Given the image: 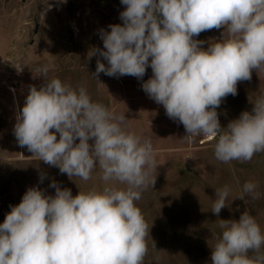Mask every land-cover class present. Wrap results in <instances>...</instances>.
Returning <instances> with one entry per match:
<instances>
[{"label": "clouds", "instance_id": "9594fccd", "mask_svg": "<svg viewBox=\"0 0 264 264\" xmlns=\"http://www.w3.org/2000/svg\"><path fill=\"white\" fill-rule=\"evenodd\" d=\"M121 3L123 24L100 29L103 50L94 48L89 56L98 54L108 64L98 59L93 77L142 79L150 66L153 75L142 89L183 124L185 137H213L215 159L225 164L249 162L264 152V95L226 127L216 111L228 95L238 94V82L251 80L252 70L264 72V0ZM222 27L224 38L206 50L194 39ZM50 67L36 71L45 79ZM45 81L39 89L29 86L16 116L19 146L69 178L88 181L98 169L103 187L75 196L55 182L54 196L28 188L0 223V264H144L150 229L135 202L155 184L151 140L128 131L125 115L94 102L85 87L55 77ZM257 187L245 182L238 198L259 199ZM229 193L227 185L215 190V215L229 206ZM219 227L212 264H264V233L248 210L238 220L220 219Z\"/></svg>", "mask_w": 264, "mask_h": 264}, {"label": "rangeland", "instance_id": "374dc122", "mask_svg": "<svg viewBox=\"0 0 264 264\" xmlns=\"http://www.w3.org/2000/svg\"><path fill=\"white\" fill-rule=\"evenodd\" d=\"M125 7L121 0H0V223L30 187L53 196V182L70 189L73 196L103 187L98 169L88 181L69 178L17 142L16 116L29 86L39 89L45 79L55 77L73 88L85 87L94 102L125 115L128 131L153 144L158 165L153 172L155 184H149L135 202L150 229L144 264H212V247L222 232L220 219L238 220L248 210L264 233V152L249 162L225 164L215 159L213 137H185L183 124L170 119L164 107L142 89L153 75L150 66L142 79L104 73L93 77L98 59L108 66L98 54L89 57L92 49L103 50L99 30L122 25L120 13ZM224 31L214 28L194 39L203 41L206 50L224 38ZM44 65L52 66L45 79L36 71ZM237 93L228 95L216 109L222 127L243 111H252L264 95V72L252 70L251 80L238 82ZM248 181L258 185L259 199L238 198ZM225 185L230 187L229 206L217 216L211 211L217 199L215 190ZM254 255L249 252L250 257Z\"/></svg>", "mask_w": 264, "mask_h": 264}]
</instances>
